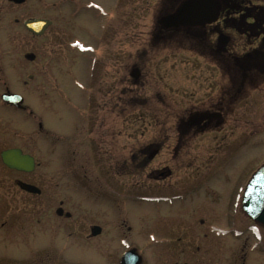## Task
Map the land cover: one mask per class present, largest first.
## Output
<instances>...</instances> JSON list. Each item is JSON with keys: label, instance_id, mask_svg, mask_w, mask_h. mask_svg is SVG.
Masks as SVG:
<instances>
[{"label": "flooded vegetation", "instance_id": "af4514ba", "mask_svg": "<svg viewBox=\"0 0 264 264\" xmlns=\"http://www.w3.org/2000/svg\"><path fill=\"white\" fill-rule=\"evenodd\" d=\"M30 1L0 0V107L31 122L0 140V264H83L79 242L96 264H264V224L245 208L252 100L264 109V0H167L158 15L155 0H35L48 16L28 15ZM191 1L217 19L169 26ZM34 17L52 24L34 35L24 24ZM29 33L53 52L26 51ZM177 35L193 36L211 67L178 91L151 75L156 48ZM28 92L48 103L53 129ZM9 149L32 167L8 166Z\"/></svg>", "mask_w": 264, "mask_h": 264}, {"label": "rangeland", "instance_id": "374dc122", "mask_svg": "<svg viewBox=\"0 0 264 264\" xmlns=\"http://www.w3.org/2000/svg\"><path fill=\"white\" fill-rule=\"evenodd\" d=\"M35 1V0H34ZM30 1L27 5L28 7V15H38V16H48L53 13L52 11H49L46 6H44L45 10L42 12H37L36 7V1ZM108 1V0H107ZM46 4H50L51 0H44L43 1ZM156 3V15L160 13L159 10H161V2L162 0H155ZM62 29V27H60ZM16 29V27H15ZM14 33V30H13ZM67 34H63L62 38L63 40L68 39ZM62 40V41H63ZM25 43V42H24ZM43 43L44 49L43 53H51L53 50H49L50 40L47 38H43L39 40V38L32 37L30 34H27V40L25 44V50L26 51H33L37 53L39 51V44ZM56 44V42H54ZM168 48L166 50H163V45H160L159 48H156V55L154 60V68L155 73H152L156 76L157 85H172V88L175 90H179L178 86H191V85H198L199 82L202 84L203 76H201L200 71L203 68L210 67V59L209 58H202L197 54V50L195 47H197L195 41H191L187 38L175 36L168 42ZM55 52V51H54ZM211 68V67H210ZM160 82H158V80ZM165 89V88H164ZM260 95V94H259ZM28 98L30 104H32L39 113H41L44 116V125L48 127L49 129H53L54 126H56V122L54 121V112L51 111L50 108H47L46 104L44 105H38L37 104V97L33 93L28 92ZM157 100V98H155ZM251 105V117H252V137H251V147H250V155L248 158H250V164H251V170L258 169L259 166L264 162V139L263 135L261 133L263 132L264 128L262 127V124L264 125V109L262 108L261 104V95L260 99H253ZM241 112H243V104H240ZM26 118V119H24ZM31 126L30 119L26 117V114L14 110L8 107H0V140L1 144L6 142V138L9 136L11 138L14 137V132L18 131L14 129H17V127L27 130ZM62 125L60 124V127ZM35 130H33L34 132ZM243 135L240 136L239 141L243 142ZM7 138V139H10ZM241 139V140H240ZM9 143V142H8ZM4 146V145H3ZM1 146L0 149L3 147ZM242 159V157H241ZM5 170L0 165V176L4 175ZM4 203V202H3ZM21 208H24L23 205H21V201L18 202L16 205V210L20 211ZM23 218H26V215L24 213H17L13 216V224L17 222L19 219V222L23 221ZM12 226H15L12 225ZM16 227V226H15ZM21 231V230H19ZM33 242L32 244H34ZM85 244V243H84ZM82 243H77L76 250L74 252L75 261L84 262H92L94 264L100 262L99 255L97 252L93 249H88V247L81 246Z\"/></svg>", "mask_w": 264, "mask_h": 264}, {"label": "water", "instance_id": "95a60500", "mask_svg": "<svg viewBox=\"0 0 264 264\" xmlns=\"http://www.w3.org/2000/svg\"><path fill=\"white\" fill-rule=\"evenodd\" d=\"M15 1L22 2L23 0ZM186 9H183L178 14L172 17V25H178L180 23H188L192 21V14H190ZM212 18L213 16L211 15L208 20H211ZM49 24L50 22L48 20L43 19H30L26 21V26L28 27V29L38 34L42 33ZM2 155L5 162L9 166L21 168L20 165L14 164L9 160L10 157H16L18 155L17 150H6ZM26 163L31 167L32 159L30 157L27 158ZM27 187L29 189H34V187L31 185H27ZM245 206L247 211L254 218L264 223V166H262L252 178V181L245 195Z\"/></svg>", "mask_w": 264, "mask_h": 264}]
</instances>
